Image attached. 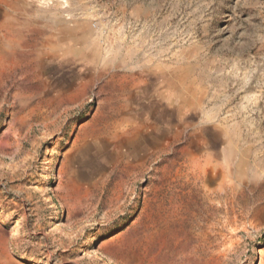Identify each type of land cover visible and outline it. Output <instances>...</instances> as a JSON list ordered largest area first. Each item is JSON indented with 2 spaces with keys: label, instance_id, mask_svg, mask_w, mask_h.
<instances>
[{
  "label": "rangeland",
  "instance_id": "1",
  "mask_svg": "<svg viewBox=\"0 0 264 264\" xmlns=\"http://www.w3.org/2000/svg\"><path fill=\"white\" fill-rule=\"evenodd\" d=\"M16 2L0 0L20 55L0 72L15 257L116 264L102 245L134 229L190 241L171 264H261L264 0ZM15 116L29 126L9 131Z\"/></svg>",
  "mask_w": 264,
  "mask_h": 264
},
{
  "label": "bare ground",
  "instance_id": "2",
  "mask_svg": "<svg viewBox=\"0 0 264 264\" xmlns=\"http://www.w3.org/2000/svg\"><path fill=\"white\" fill-rule=\"evenodd\" d=\"M6 4H13L16 6L18 2L16 0H2ZM52 1V2H51ZM63 1V0H62ZM60 0H36L38 4L45 6L46 8H54L55 4L58 6L62 3ZM65 3V2H64ZM13 22L17 23V20L14 19ZM15 39L9 38V36L0 31V72L2 68L11 61H14L20 57L18 50L12 42ZM5 45V46H4ZM2 84V79L0 78V85ZM21 86L27 84L26 80L21 82ZM30 124L24 117L15 116L12 123L11 129L9 131L16 130H25ZM9 141V134L4 135L0 139V153L9 154L10 150L8 145H12ZM71 190L74 189V186H70ZM70 188L64 187L63 190L67 192L70 191ZM68 212L70 219L76 215L78 208L75 205L70 204V201L67 203ZM80 212V211H79ZM80 214V213H79ZM252 224H250L251 227ZM252 231H257L254 228H250ZM176 231V230H175ZM11 232V231H10ZM174 232V231H173ZM175 233V232H174ZM176 235V234H175ZM171 236L167 241L162 242L159 237L146 238L142 236L141 230H129L127 233L122 234L119 239L106 242L102 245V248L105 254L112 259L116 264H143L145 256L143 253L144 248L153 253V257L160 264H171L173 262L172 254L191 251V242L186 239L181 242L178 246L174 243L175 236ZM159 236V235H158ZM10 246V233L5 230L4 227L0 225V264H10L8 261V247ZM164 247L167 249L166 254L158 253L157 251ZM163 249V248H162ZM161 251V250H160ZM153 263V262H152ZM191 264H200V261H192ZM261 264H264V255L261 257Z\"/></svg>",
  "mask_w": 264,
  "mask_h": 264
},
{
  "label": "water",
  "instance_id": "3",
  "mask_svg": "<svg viewBox=\"0 0 264 264\" xmlns=\"http://www.w3.org/2000/svg\"><path fill=\"white\" fill-rule=\"evenodd\" d=\"M2 227L5 228V230H7L9 232V229H7L4 225L0 224ZM250 228H254L255 230L261 229L263 228V222H260L258 220H255ZM10 233V232H9ZM8 261L10 264H27L21 260H19L17 257H15V255L13 254V252L11 251L10 247H8Z\"/></svg>",
  "mask_w": 264,
  "mask_h": 264
}]
</instances>
